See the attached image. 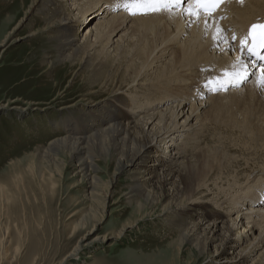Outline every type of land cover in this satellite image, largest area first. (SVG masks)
Here are the masks:
<instances>
[{
	"label": "bare ground",
	"instance_id": "1",
	"mask_svg": "<svg viewBox=\"0 0 264 264\" xmlns=\"http://www.w3.org/2000/svg\"><path fill=\"white\" fill-rule=\"evenodd\" d=\"M66 1L76 5L78 16H68L63 7ZM121 2L28 0L25 8L24 17L29 11L44 14L42 19L46 25L50 30L54 27L52 37L57 41L58 54L51 64L54 60L71 62L82 54L85 66L91 69L88 74L98 79L101 72L107 79L113 71L111 57L118 60L124 58L125 53L132 52L124 61L120 78L112 80L109 76L107 79L111 80L109 85L115 88L114 92L119 93L115 101H104L105 105L100 106L102 109H96L98 113L101 111L100 115L89 111L84 113L82 121L89 117L92 121V124L81 125L83 129L90 128L87 134L56 138L44 147L42 158H46L44 164L50 172L52 167L56 173L60 170L57 153L61 152L74 162L75 173L87 180L85 197L90 204L88 209L79 213L77 227H89L73 252L97 239L90 234L99 222L97 217L102 218L104 212L100 189L103 179L98 174L100 161L105 171H113L112 179L119 173L130 179L126 201L127 205L134 207L136 216L129 225L159 208V212H164L161 215L165 214L166 222H172L176 227L174 237L181 251L186 248L192 254L210 258L211 264H241L242 259L264 245V204L258 202L264 191V169L258 175L238 171L241 164L251 160L263 162L259 152L264 149V86L258 83L260 73H254L245 84L227 90L226 94H213L205 84L209 78L222 76L219 69L223 65L236 63V58L243 59L246 51L236 49L235 42L230 41L226 32L232 30L230 34L242 38L252 24L264 20V0H243V3L226 0L222 14L218 15L220 20L213 18L207 28L202 15L200 18L187 15L186 6L180 10L132 16L117 7ZM99 9L101 14L94 18L93 27L82 28L88 30L84 43L78 45L74 37L76 27L85 25ZM128 24L130 26L124 28ZM216 27L223 29L228 43L213 39ZM119 32L123 35H119L116 46L108 51L113 43L112 35ZM125 36L127 38L123 41ZM96 47L100 48L98 52L94 50L93 56L89 51ZM112 52L114 56H111ZM48 55L45 58L52 57ZM117 67L115 69L121 65ZM199 69H209L207 73L215 69L216 73L199 85L196 76ZM107 80L102 82L108 83ZM125 86L127 89L122 94L119 90ZM139 87H145L146 92L138 93ZM11 108L22 110L17 105ZM208 135L211 142L205 147L193 140ZM184 139L190 142L189 146L191 140L196 142L193 145L195 154L187 156V149L181 147ZM161 141H165L164 146ZM165 147L170 149L164 150ZM178 149L181 151H175ZM193 157L194 161L191 160ZM150 161L154 163L149 164ZM42 174L40 177L44 179ZM209 186L214 187L216 194L226 196L225 201L229 204L225 212L234 211L235 216L221 222L208 220L210 217L222 218L221 211L211 214L206 210L205 203L211 200L208 195L213 191ZM223 202L216 201L218 206ZM97 203L101 209H96ZM206 218L208 222L205 224L202 221ZM124 228L125 225L117 236ZM215 238L220 246L215 245L211 254L208 242ZM226 240L230 242L229 248L224 245ZM244 241L247 244L241 246ZM262 255L255 264H264Z\"/></svg>",
	"mask_w": 264,
	"mask_h": 264
},
{
	"label": "rangeland",
	"instance_id": "2",
	"mask_svg": "<svg viewBox=\"0 0 264 264\" xmlns=\"http://www.w3.org/2000/svg\"><path fill=\"white\" fill-rule=\"evenodd\" d=\"M81 1L83 2L75 0V3ZM24 2L26 3L23 4ZM24 2L0 0V264H211L210 258L204 259L203 255L192 254L186 248L182 251L179 249L174 237L177 229L172 222H166L165 214L161 215L164 212H159V208L155 210V213L159 214L152 211L153 215L149 214L129 225L136 216L134 207L127 205L126 201V187L130 179L122 173L116 174L112 179L113 171H105L100 161L98 174L103 179L100 189L104 212L102 218L97 217L99 222L94 228L95 231L90 234L97 239L91 245H81L79 250L73 252L87 226L89 227H77L79 213L84 212L85 208L88 209L90 204L85 197L87 180L81 179L78 173H75L74 162L68 159L67 154L61 152L57 153L59 174L53 171V167L51 173L44 164L46 158H42L44 147L56 138L87 134L90 128L83 129L81 125L92 124V121L91 117L82 121L84 113L89 111L100 115L101 111L98 113L96 109L101 110L100 106L105 105L104 101H115L119 93L114 92L115 88L109 85L111 80L107 79L109 76L112 80L120 78L123 66L132 52L125 53L124 58L119 57L120 62L111 57L113 71L107 75V79L102 77L100 72L102 80L99 75L98 79H93L88 74L91 69L85 66L82 54L71 62L54 60L51 64L58 54L57 41L52 37L54 27L50 30L46 25L42 19L44 14L37 15L29 11L24 17L28 0ZM71 3L72 1H66L63 7L65 12L69 13L68 16L74 18L78 16V10L75 9L76 5L72 6ZM100 14L101 9L97 14L93 13L85 25L76 27L74 37L78 45L84 43L85 33L93 27L96 22L94 18ZM86 26L88 29L83 30ZM129 26L128 24L124 28ZM122 32L112 35L113 43L108 47V51L111 52L116 46L115 41ZM123 38L124 41L127 36ZM99 48H93L89 53L95 56L94 50L97 49L98 52ZM46 55L52 57L45 58ZM111 56H114L113 52ZM118 64L121 67L115 69ZM199 65L196 66L197 69ZM199 70L196 75L199 85L208 76L216 73L215 69L209 73ZM103 79L109 82L103 83ZM125 87L119 90L122 94L127 89ZM137 90L141 94L146 92L145 87H139ZM226 93L227 91L220 94ZM14 105L22 110L12 109ZM72 116L77 117V121L73 120ZM71 130L73 132L68 133ZM195 138L193 140L200 147L210 145L209 135L206 138ZM193 140L191 146L188 140L187 142L184 139L185 143L182 141L181 147L187 149V156L195 154L193 145L196 142ZM164 142L161 143L162 146ZM169 149L170 147H165L164 150ZM175 151L180 152L181 149ZM259 155L263 162L251 160L241 164L238 171L250 175L262 173L264 149ZM194 159L193 157L191 160ZM98 160L96 158V161ZM152 163L154 162L150 161L149 164ZM41 172L44 179L40 177ZM49 174H53L50 176L52 178ZM224 184L226 186V183ZM209 187L213 191L208 195L211 200L205 203L206 210L211 214L221 211L222 218L210 217L208 220L216 219L221 222L235 216L234 211L225 212L229 204L225 201L226 196L223 193L216 194L214 187ZM218 200L219 203L224 201L223 205L218 206ZM101 208L97 203L96 209ZM183 220L185 221L186 217ZM208 220L206 218L202 222L206 224ZM124 225L125 228L117 236ZM229 243L225 241L226 248H229ZM219 244L217 238L209 241V252L214 253V246H220ZM246 244L247 241H244L241 246ZM260 255L264 262V245L251 252L250 256L242 259L240 263L255 264Z\"/></svg>",
	"mask_w": 264,
	"mask_h": 264
},
{
	"label": "snow or ice",
	"instance_id": "3",
	"mask_svg": "<svg viewBox=\"0 0 264 264\" xmlns=\"http://www.w3.org/2000/svg\"><path fill=\"white\" fill-rule=\"evenodd\" d=\"M225 2L226 0H186L184 11L189 17L194 18H200L201 14H203L205 27L207 28L218 6ZM238 2L243 3V0H238ZM181 4L182 0H122L117 7L123 8L132 16H137L171 11L173 8L180 7ZM213 39L218 43H228V38L223 35V29L221 27H216ZM231 39L235 41L237 37L233 35ZM240 49L242 51L246 49L249 55L264 60V56L260 54L261 50H264V23H254L251 25L247 36L240 40ZM208 70L201 69V71ZM258 71L260 73L258 83L264 86V65ZM248 74V64L241 58L232 65L231 70L224 69L222 76L207 79L205 87H208L214 93L226 91L228 84L238 86L248 78Z\"/></svg>",
	"mask_w": 264,
	"mask_h": 264
}]
</instances>
